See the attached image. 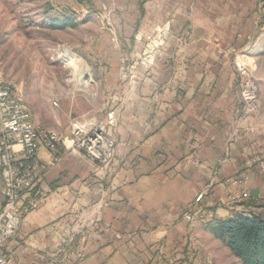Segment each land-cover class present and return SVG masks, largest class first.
Returning a JSON list of instances; mask_svg holds the SVG:
<instances>
[{
    "label": "crops",
    "instance_id": "1",
    "mask_svg": "<svg viewBox=\"0 0 264 264\" xmlns=\"http://www.w3.org/2000/svg\"><path fill=\"white\" fill-rule=\"evenodd\" d=\"M141 2L94 0L95 12L80 8L72 17L63 18L72 25L52 29L81 32L82 38L96 39L94 50L85 45L86 50L76 54L84 58L103 55L102 63H91L89 72L103 90L117 86L118 50L122 47L132 54L140 50L136 33L147 35L155 24L170 20L175 35L188 26L194 42L176 49L171 39L153 70L130 87L118 126L115 174L104 177L95 163L71 153L43 173L39 185L43 199L24 215L7 264H195L188 257L192 235L198 238L195 254H208L206 262H211L214 249L226 253L227 248L203 225L213 215L227 217L228 205L214 204V212H206L204 220L190 227L181 214L211 179L214 168H218L220 178L230 176L249 151L264 145L261 123L253 135L242 130L236 134L234 76L215 51L216 46L226 44L251 55L260 52L264 41L263 27L258 26L260 2L143 0V6ZM106 12L112 13L121 46L108 40ZM175 50L178 56L173 57ZM40 87L33 86L32 93H43ZM157 89L156 102L153 94ZM45 93L52 94L49 90ZM72 95L56 107L50 105V97L36 96L31 111L38 125L64 136L69 133V117L93 116L88 96ZM41 158L43 163L47 161L45 154ZM246 188L253 194H264V183L256 176ZM92 218L95 222L85 238L83 257H77L76 251L62 255L69 235L84 227L78 229L77 221Z\"/></svg>",
    "mask_w": 264,
    "mask_h": 264
},
{
    "label": "rangeland",
    "instance_id": "2",
    "mask_svg": "<svg viewBox=\"0 0 264 264\" xmlns=\"http://www.w3.org/2000/svg\"><path fill=\"white\" fill-rule=\"evenodd\" d=\"M93 1L0 0V80L4 81L14 93L20 96V100L24 105V111L27 112L29 123L37 131L54 133L61 139L71 136L75 124L85 130L97 128L113 143V156L109 160L91 159L81 150L70 151V149H64L59 152L60 154L51 153L41 144L42 148H39L36 153L39 162V168L37 169L38 180L21 201L20 224L14 236L8 241V245L12 249L8 261L14 251L12 242L15 243L17 240V234L24 215L37 207L43 199L39 190L43 173L56 166L65 154L71 153L82 154L89 161L95 163L97 167L102 169L104 177L109 178L115 174L119 161L117 150L118 126L130 87L142 75L153 70L163 49L171 39H174L176 49L194 42L188 26L182 28L179 34L175 35L172 32L170 20L155 24L147 35L136 33L134 39L141 43V48L137 53L132 54V50H125L122 47L118 50L116 57L117 86L115 88L109 87V89L106 87L105 90L100 89L93 82V77L89 72L92 71L91 63L93 66L102 63L103 55L90 54L85 56L87 59L78 53L76 54L78 51L86 50L85 45H90V50H94L92 47L95 46L96 39L82 38L81 32L52 30L62 28H53L50 25L51 21H48L49 16L60 19L68 18L67 16L72 17L76 14V10L80 8H85L90 13L92 11L95 12L97 9ZM259 2L258 14L260 15V22L258 26L263 27L264 32V0H259ZM143 3L142 0L141 6H143ZM57 15L62 16L57 17ZM104 17V29L111 35L108 39L109 42L121 46V41L114 31L115 25L112 20V13L106 12ZM258 50L260 52L251 55L240 50L238 47L226 44L216 46L215 50L219 61L226 62L234 76L237 103L233 125L238 135L240 130L246 135L255 134L258 127L260 128V123L262 124L261 128L264 129V41ZM176 52L177 50L173 52V57L178 56ZM236 58L242 60V64L247 69L248 79L254 85L255 92L254 99L252 100L245 99L242 95V81L235 67ZM70 59L82 65L76 66V63L68 65L67 62ZM80 68H84V70H81L83 72H86L88 68L90 71L87 72V75L80 76ZM35 85H41L40 92L43 91V93L38 95L37 92L34 95L31 90ZM48 90L52 94L48 95V93H45ZM73 93L86 94L88 96L90 102L92 101L93 110L91 111L93 116L88 115L84 119L69 117V133L64 136L54 130L41 128L35 121L31 111V105L35 106L37 102L36 96L50 97V105L56 107L59 101L69 100L73 96ZM53 94L54 96H52ZM159 94L160 90H155L153 99L156 102L158 101ZM255 118H258V126L254 125ZM262 119L263 122H261ZM89 134H92V132ZM41 154H45L47 157L45 163L41 160ZM218 174V168H214L211 179L202 185V188L182 211L181 217L189 227L199 219L204 220L203 215L206 212H214L216 210L214 204L218 206L228 205L231 210L227 217L236 211L256 212L257 209L259 212L256 213L264 217V194L259 192L253 194L246 188L248 181L254 176L261 183H264V145L256 150L249 151L246 154L245 160L232 175L220 178ZM216 190L222 191L220 194H217ZM214 194L216 195L214 196ZM3 204L4 199L2 197V209ZM227 217L222 219H226ZM213 219L220 218L213 215L203 225L204 230L208 233L211 232L205 228V225ZM77 222L78 229L83 224L84 227L69 235L61 252L64 256L71 251H76L77 257H83L85 238L95 219ZM211 234L218 239L213 233ZM190 240L193 246L188 250V257L195 264H239L237 258L230 253L228 248L219 239V242L227 248V251L224 253L220 248L214 249L210 253V255L212 254L211 262H206L208 254L205 252L199 251V254H195L198 251L194 246V244L198 243L197 236L192 235ZM191 254H195V256Z\"/></svg>",
    "mask_w": 264,
    "mask_h": 264
},
{
    "label": "built area",
    "instance_id": "3",
    "mask_svg": "<svg viewBox=\"0 0 264 264\" xmlns=\"http://www.w3.org/2000/svg\"><path fill=\"white\" fill-rule=\"evenodd\" d=\"M235 67L241 77L243 97L254 99V85L238 58ZM41 144L51 153L70 149L81 150L91 159L109 160L113 156V143L97 128L85 130L75 124L71 136L63 139L37 131L28 121L20 96L0 80V194L4 199L0 213V264H7L12 251L8 241L20 224L21 201L38 180L36 153Z\"/></svg>",
    "mask_w": 264,
    "mask_h": 264
},
{
    "label": "trees",
    "instance_id": "4",
    "mask_svg": "<svg viewBox=\"0 0 264 264\" xmlns=\"http://www.w3.org/2000/svg\"><path fill=\"white\" fill-rule=\"evenodd\" d=\"M50 25L63 28L72 23L69 19L55 18ZM205 228L228 248L239 264H264V217L261 214L240 210L226 219L210 220Z\"/></svg>",
    "mask_w": 264,
    "mask_h": 264
},
{
    "label": "bare ground",
    "instance_id": "5",
    "mask_svg": "<svg viewBox=\"0 0 264 264\" xmlns=\"http://www.w3.org/2000/svg\"><path fill=\"white\" fill-rule=\"evenodd\" d=\"M238 62H239L240 65H243V64H242V60H240L239 58H238ZM72 63H76V64H75L76 66H77V65H78V66H81V65H82V64H80L79 62H77V61L75 62V61L72 60V59H70V60L67 62L68 65H73ZM243 67H244V65H243ZM244 68H245V67H244ZM81 70H84V68H83V69L80 68V76H82V74H83V71H81Z\"/></svg>",
    "mask_w": 264,
    "mask_h": 264
}]
</instances>
